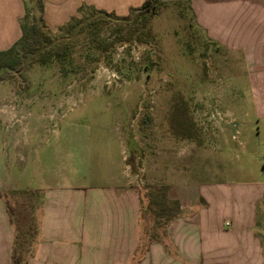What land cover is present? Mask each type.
Returning a JSON list of instances; mask_svg holds the SVG:
<instances>
[{"label": "rangeland", "instance_id": "rangeland-1", "mask_svg": "<svg viewBox=\"0 0 264 264\" xmlns=\"http://www.w3.org/2000/svg\"><path fill=\"white\" fill-rule=\"evenodd\" d=\"M22 1L32 28L34 1ZM198 6L168 0L128 20L82 6L61 30L35 25L4 61L24 68L0 69V191L11 205L71 171L107 182L116 160L140 191L141 247L186 193L223 220L249 208L264 223L262 85L241 55L208 42Z\"/></svg>", "mask_w": 264, "mask_h": 264}, {"label": "crops", "instance_id": "crops-1", "mask_svg": "<svg viewBox=\"0 0 264 264\" xmlns=\"http://www.w3.org/2000/svg\"><path fill=\"white\" fill-rule=\"evenodd\" d=\"M195 1L208 42L241 55L250 76L261 83L253 92L256 105L264 110V0ZM143 2L43 0L44 20L53 31L78 15L82 6L124 16ZM23 15L22 0H0V51L20 39ZM108 167V180L102 184H89L71 171L69 177L28 189L35 192L36 235L22 264H264V223L254 211L245 208L223 220L198 194L183 195L179 215L166 223L161 238L141 247L139 190L130 185L127 164L115 160ZM14 238L1 198L0 264H12Z\"/></svg>", "mask_w": 264, "mask_h": 264}, {"label": "trees", "instance_id": "trees-1", "mask_svg": "<svg viewBox=\"0 0 264 264\" xmlns=\"http://www.w3.org/2000/svg\"><path fill=\"white\" fill-rule=\"evenodd\" d=\"M35 4V12L37 16L35 17L34 23H32V28L24 26L21 21V31L22 35L18 41H16L10 48L4 51H0V69L6 70V72H10L14 68L19 72L24 68L25 61L17 60V63L12 66L10 63L5 64V59L12 55L15 51V47L19 45L22 41H27V34L30 32H36L35 25L39 24L41 29L48 30V27L44 20V3L43 0H33ZM168 0H144V2L138 7H130L129 13L124 16H117L113 12L111 13H103L101 14L114 16L118 19L128 20L132 14H136L137 16L144 15L146 13L155 14L158 10L167 3ZM28 12L25 10L24 16H27ZM72 20H75V17H70L67 23H70ZM66 25V24H65ZM64 27V26H63ZM62 27L59 28L61 30ZM33 55V54H31ZM17 64V67H16ZM0 78H4V75H1ZM161 189V188H159ZM35 192L30 191L27 193V199H23L15 204L11 205L9 201L6 199V194L0 191V199L3 198L6 203V209L10 220L15 228V238L12 247V264H22L25 254L30 251V248L34 242L36 235V228L34 224V218L32 214L33 209V196ZM140 195V191H139ZM141 199V198H140ZM176 209H169L168 215L166 217V223L176 217L178 212V203H176ZM164 210V209H163ZM158 238H154L153 240H157Z\"/></svg>", "mask_w": 264, "mask_h": 264}, {"label": "built area", "instance_id": "built-area-1", "mask_svg": "<svg viewBox=\"0 0 264 264\" xmlns=\"http://www.w3.org/2000/svg\"><path fill=\"white\" fill-rule=\"evenodd\" d=\"M229 224L228 223H226V226H228Z\"/></svg>", "mask_w": 264, "mask_h": 264}]
</instances>
